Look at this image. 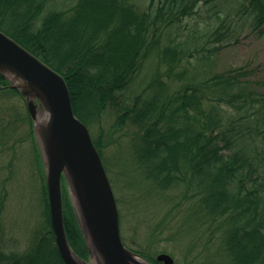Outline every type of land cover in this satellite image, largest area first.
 Returning a JSON list of instances; mask_svg holds the SVG:
<instances>
[{"label":"trees","instance_id":"1","mask_svg":"<svg viewBox=\"0 0 264 264\" xmlns=\"http://www.w3.org/2000/svg\"><path fill=\"white\" fill-rule=\"evenodd\" d=\"M58 2L0 0V31L64 76L83 122L103 130L105 119H112L111 128L124 131L116 139L128 138L131 153L115 168L101 141L94 140L114 188L120 177L141 178L180 190L177 205L193 202L185 216L192 231L188 257L180 254L185 264H264V92L255 88L246 67L217 71L212 53L222 46H199L202 37L195 32L181 40L182 23L201 15L202 4L218 20L227 12L211 40H238V29L227 25L233 15L241 18L239 32L264 36V0H75L66 10L56 8ZM153 60L146 87L135 93L141 71ZM0 86V114L12 113L4 124L0 117L2 146L13 140L6 138L9 125L27 120L33 134V123L24 99L2 73ZM15 97L24 102L26 115ZM34 142L42 165L35 137ZM64 194V209H71L65 211L69 243L88 261L68 189ZM43 216L24 254L0 242V264H65L50 217Z\"/></svg>","mask_w":264,"mask_h":264},{"label":"water","instance_id":"2","mask_svg":"<svg viewBox=\"0 0 264 264\" xmlns=\"http://www.w3.org/2000/svg\"><path fill=\"white\" fill-rule=\"evenodd\" d=\"M0 71L18 88L10 77L17 75L34 94L28 97V110L35 129L47 168V188L52 202V227L57 245L66 264H85L69 246L63 220L62 176L68 183L73 207L85 224L81 227L87 241L90 264H150L123 243L118 207L112 186L92 139L75 118L66 81L38 58L23 49L14 40L0 32ZM38 99L44 106L42 113ZM40 114H50V125L43 133L38 131ZM63 118H71L64 121ZM164 264H175L167 254L157 257ZM87 264V263H86Z\"/></svg>","mask_w":264,"mask_h":264},{"label":"rangeland","instance_id":"3","mask_svg":"<svg viewBox=\"0 0 264 264\" xmlns=\"http://www.w3.org/2000/svg\"><path fill=\"white\" fill-rule=\"evenodd\" d=\"M74 4L75 0H59L58 5L56 4V8L66 10ZM219 8L224 9L223 6ZM198 10L201 11V15L186 19L182 23L184 36L181 40L186 41L187 35L195 32L197 36L202 37L199 46L209 44V46L214 49L222 46V50L220 49L212 53L213 57L216 58L217 71L218 69H220L219 72H222L225 70L228 71L233 67H246L255 88L260 92H264V36L252 34L246 29H242L239 32L238 24L241 22V18L237 15H233L232 19L227 22V25L232 26V29H238V40L227 37L223 41H218L216 38L211 40V38L208 37L221 22L225 21L227 12H220L219 15L222 19L218 20L214 15V11L208 12L207 7L205 8L203 4ZM154 61L155 60L151 63L150 61L146 63L148 66L143 70V75L146 74V72L152 74L150 68L154 65ZM193 63H196V61ZM139 81L148 82L149 79L145 80L139 77ZM35 100L39 103L40 110L43 111L44 106L38 99ZM13 102L16 103L18 108L21 109V112L26 115L24 102L17 97L13 99ZM0 107H3L1 100ZM3 115L5 117V122H1L2 124L6 123V121L12 117V113H10L9 110H4V113L0 114V117ZM112 124V119H105V130L109 131ZM20 125H22L23 128H20L14 135H12V132L8 129L6 138L9 139L11 137L13 139L11 143L0 145V242L6 250L24 254L34 231L45 221L42 214L43 203L40 201L43 194L44 174L42 173V166L37 159L33 137L29 134L30 125L28 121L22 122ZM123 132V130L117 132V136L123 135ZM127 140L128 138L122 140L127 144L123 147V149H126V153L129 149V142ZM111 143L113 142L111 141ZM13 147H15L16 150L11 149ZM114 148L113 143L111 149H109L106 154L107 158L117 155H114L116 151ZM13 155L17 158L12 164L13 174L10 175L8 171L12 163L11 160ZM124 183L127 185L131 184L132 178L126 177V179H122V182L114 188V191H118V196L123 200L120 209L125 220H129L136 212H140L142 210L141 206L149 210L154 203L160 206L163 205L161 198L155 193L156 196L151 195L153 192L149 191L147 187L136 188V185L132 184V187L125 188L123 186ZM132 196H134V199L135 196H139L141 200L136 202V204L132 203V201L127 203L128 201H126V198L128 197L131 200L133 198ZM167 204H172V202H167ZM165 207L167 208L166 205ZM156 213L157 210H151V214H149L152 217ZM133 231L134 229H131V231L129 230V233H127V244L132 249H139L137 243L134 244L133 240L138 237L140 230H137L138 232L135 233H133ZM167 234L166 232L163 236L166 237ZM188 236L189 235H186L184 238L186 242L189 240V238H187ZM158 251L170 254L174 253L173 251H176V249L168 243L161 242L156 247V250H154V252L160 253ZM175 255V257L179 258V264H185L182 257L178 254ZM151 256L153 257L154 255L151 254Z\"/></svg>","mask_w":264,"mask_h":264},{"label":"bare ground","instance_id":"4","mask_svg":"<svg viewBox=\"0 0 264 264\" xmlns=\"http://www.w3.org/2000/svg\"><path fill=\"white\" fill-rule=\"evenodd\" d=\"M233 71L235 69H238V67H233L231 68ZM51 70H53L54 73H56L58 76H60L62 79L65 80L64 76L61 75L60 73H58L57 71H55L54 69L51 68ZM143 70L140 73V77L147 80L150 79L151 74L146 72V74H142ZM10 77H12V79L15 81V85L18 88H13L16 89L17 92L22 96V98L24 100L25 99V94L24 92L28 93L27 96L31 97L34 92H32V89L25 85V83L22 81L21 78H19L17 75H11ZM67 84V83H66ZM139 87L137 88V90L135 91V93H142L141 88L142 87H146L147 83L146 82H142V83H138ZM137 85V86H138ZM68 87V86H67ZM150 87V85L148 86V88ZM147 88V89H148ZM0 89H3L2 86H0ZM257 90V89H256ZM70 98H71V94L69 92ZM44 111V110H43ZM42 113V111H40ZM73 113L75 118H77L80 121V124L82 125V129L86 130L88 135L90 136V138L92 139L94 145H95V139H99L103 145V147L105 148V152L104 154H107L108 150L111 149L112 144L114 143V149L116 150L114 155V157L111 158H107L108 164L110 165V167H116L115 165L119 162L121 157H124L125 155H127L126 153V149H123L124 145H127L125 142H123L120 137L117 140L116 138L117 136V132L114 128L109 129V131L104 129H100L97 126H92L89 123H85L83 122L78 116L77 114L74 112L73 109ZM69 119L71 118H63L64 121H70ZM226 119V118H225ZM12 121V120H11ZM50 121V114H40L39 119L37 120V124H38V131H40V133H43L45 130L48 129L47 125H50V123L48 124V122ZM14 122V121H12ZM20 128H23L22 125H19L18 123H16V125H9V129L12 132V135H14L17 131L20 130ZM113 129V130H112ZM122 136V135H121ZM111 137V139H110ZM38 141V146H41V143L39 141V138H37ZM111 141L113 143H111ZM96 147V145H95ZM14 150L15 147H13ZM99 155L101 156L98 148L96 147ZM131 153V146L129 144V149H128V155H130ZM102 158V156H101ZM103 160V159H102ZM103 167L105 170H107L106 166L104 165L103 162ZM8 174H13V168L9 169ZM108 175V172H107ZM65 178L66 181L67 178L66 176L62 177V179ZM109 181L111 183V179L108 175ZM122 179H126V177H120ZM133 185H136V188H146L150 189L152 188V185L154 186L153 189H151V195H158L159 198H161V201L163 202V205H157V204H153L152 207H150L151 209H145L143 206L137 204L138 206L142 207V210L140 212H136L135 215H133V217L129 218V220H125L124 215L118 211V215H119V228H120V233L121 235H125L127 237V233H129V230L131 231V229H134L133 233L138 232L137 230H140V234H138V237L136 239L133 240V243H137L139 249H133V250H138L140 252L145 253L147 256L151 254L154 255L151 258H145L150 264H164V262H159L157 257L159 255H163V254H167L169 256L172 257V259L174 260L175 264H179V258L175 257V254H178L180 257H188L187 254V247H188V242H186L184 240L185 236L190 234L191 231V225L189 224V222L187 221V218L185 219V216H187V212H188V206H190L191 204H193V202L190 201H181L179 205H177V201L178 198H181L182 200V193L180 190L177 189H164L162 187H159L157 184H153L152 181H145L144 179H138V180H132ZM151 183V184H150ZM112 184V183H111ZM68 188L65 185H62V204H63V220H64V229H65V233H66V237L68 240V235H67V229H66V225H65V211L66 213L71 212V209H64L65 205V198L64 196L66 194L65 191ZM113 196L115 199V202L120 204L123 202V200H121V198L118 196V191H114L113 188ZM155 193V194H154ZM155 195V196H156ZM129 197V196H128ZM126 198V201H128L127 203H129V201H132V203L136 204V202H138L139 200H141V198L139 196H132L133 198L130 200L129 198ZM175 198V199H174ZM70 200L72 203V199L70 196ZM157 200V199H156ZM171 201L172 204H167L168 201ZM175 200V201H174ZM40 201H42L43 203V209H42V214H46L49 215L50 217V221L52 223V219H51V215H52V202L51 199L49 197L48 191L47 194H42V198L40 199ZM73 205V203H72ZM165 205L167 206V208L165 207ZM153 208V209H152ZM151 210H157V213L151 217ZM150 213V214H149ZM73 215L75 217V222L76 225L79 227L81 234L83 236L84 242L86 244V247L88 249V245H87V241L85 239L83 230H82V226L83 224H85V219L84 216L82 215L81 217L78 215V213L76 212L75 209H73ZM186 220H184V219ZM82 225V226H81ZM181 228L179 230V233H176L177 229ZM51 229L53 232V235L55 237V243L58 249L59 254L61 255V252L59 250V247L57 245V241H56V236L55 233L53 231V227L51 224ZM168 233L166 237H164V233ZM135 238V237H134ZM183 240V241H181ZM168 243L169 245H172V247H174L176 249V251H173L174 253H167V252H160V253H156L154 252V250H156V246H158L160 243ZM69 243V240H68ZM127 244V243H126ZM69 246L71 247V249L73 250L71 244L69 243ZM127 246L129 247V245L127 244ZM209 246L206 245V248H208ZM74 251V250H73ZM75 252V251H74ZM136 254L138 255L137 257H135V262L137 263H142V254L136 252ZM173 254V255H172ZM182 256H181V255ZM90 256V253H89ZM183 259V258H182ZM82 261L89 263L88 261H85L81 258ZM85 263V264H86ZM98 263V258L95 259L93 264H97ZM83 264V263H82Z\"/></svg>","mask_w":264,"mask_h":264}]
</instances>
